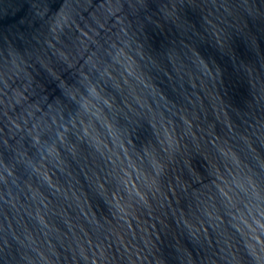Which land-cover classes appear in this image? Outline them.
<instances>
[{
  "label": "water",
  "instance_id": "95a60500",
  "mask_svg": "<svg viewBox=\"0 0 264 264\" xmlns=\"http://www.w3.org/2000/svg\"><path fill=\"white\" fill-rule=\"evenodd\" d=\"M0 264H264V0H0Z\"/></svg>",
  "mask_w": 264,
  "mask_h": 264
}]
</instances>
